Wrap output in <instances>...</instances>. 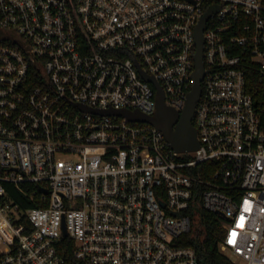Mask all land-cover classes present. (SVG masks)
Returning <instances> with one entry per match:
<instances>
[{"label": "built area", "instance_id": "1", "mask_svg": "<svg viewBox=\"0 0 264 264\" xmlns=\"http://www.w3.org/2000/svg\"><path fill=\"white\" fill-rule=\"evenodd\" d=\"M207 13L195 150L106 113L181 112ZM205 213L264 264V0H0V264H198Z\"/></svg>", "mask_w": 264, "mask_h": 264}, {"label": "water", "instance_id": "2", "mask_svg": "<svg viewBox=\"0 0 264 264\" xmlns=\"http://www.w3.org/2000/svg\"><path fill=\"white\" fill-rule=\"evenodd\" d=\"M209 13L202 17L196 29L197 51L195 55V70L192 74V87L187 94L186 104L181 112H177L164 103V97L157 81L148 75L143 74L144 78L152 82L157 88V109L152 116H145L138 111L128 110H107L106 113L122 115L131 121L148 122L162 131L165 139L176 151H191L198 147L196 130L192 119L196 102L201 94L200 81L204 75L202 62V30L205 26ZM66 234V231L64 232Z\"/></svg>", "mask_w": 264, "mask_h": 264}, {"label": "trees", "instance_id": "3", "mask_svg": "<svg viewBox=\"0 0 264 264\" xmlns=\"http://www.w3.org/2000/svg\"><path fill=\"white\" fill-rule=\"evenodd\" d=\"M6 186L11 188L9 184ZM222 233L221 222L214 214L205 213L199 227L183 235L180 243L195 249L198 264H233L227 255L219 251L218 243ZM70 253V247H67L64 255L68 264H77Z\"/></svg>", "mask_w": 264, "mask_h": 264}, {"label": "rangeland", "instance_id": "4", "mask_svg": "<svg viewBox=\"0 0 264 264\" xmlns=\"http://www.w3.org/2000/svg\"><path fill=\"white\" fill-rule=\"evenodd\" d=\"M197 224H198V220L194 217H192V230H196L197 229ZM3 252V246L0 244V253ZM227 256H231V253L229 251H226V253H224Z\"/></svg>", "mask_w": 264, "mask_h": 264}]
</instances>
